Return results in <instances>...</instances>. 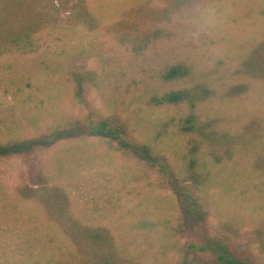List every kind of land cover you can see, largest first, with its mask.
Returning a JSON list of instances; mask_svg holds the SVG:
<instances>
[{
    "label": "rangeland",
    "instance_id": "rangeland-1",
    "mask_svg": "<svg viewBox=\"0 0 264 264\" xmlns=\"http://www.w3.org/2000/svg\"><path fill=\"white\" fill-rule=\"evenodd\" d=\"M53 1L67 11L78 0L46 5ZM85 2L97 20L95 30L63 21L46 24L39 52L0 56V142L41 138L67 126L73 131L77 120L89 117L117 116L133 141L164 156L182 182L176 190L147 162L76 133L24 157H0V264L90 260V249L65 231L69 223L38 199L19 194L44 187L62 189L73 221L108 229L118 255L135 264H216L213 253L191 248L208 238L242 260L264 264V171L255 166L264 153V81L242 72V63L264 41V0ZM209 8L216 9L218 24L206 34L200 17ZM151 27H163L171 37L136 52L134 44ZM176 64L191 67L193 79L164 82V72ZM201 81L216 92L199 107L201 117L219 119L220 130L233 135L252 122L260 126L258 139L240 147L230 163L216 165L200 155V170L212 176L202 195L189 178L190 139L175 126L190 110L151 102ZM237 86H246L245 92L229 96ZM179 193L202 197L203 224L192 222L188 199Z\"/></svg>",
    "mask_w": 264,
    "mask_h": 264
},
{
    "label": "trees",
    "instance_id": "trees-1",
    "mask_svg": "<svg viewBox=\"0 0 264 264\" xmlns=\"http://www.w3.org/2000/svg\"><path fill=\"white\" fill-rule=\"evenodd\" d=\"M49 8V9H46ZM67 14V18H61L62 13ZM67 22L70 25L83 26L90 31L98 27L97 20L87 7L85 0H78L72 4L67 11H62L53 2L46 5V0H0V56L10 54L28 55L39 52L43 39L39 35L41 29L46 24ZM116 30L109 29L108 32ZM139 42L136 40L134 50L142 51L159 40L171 37V33L163 27L153 29L151 27L143 33ZM116 38L123 44L126 42L116 34ZM242 72L254 80L264 81V41L252 51L247 59L242 63ZM193 69L185 64H176L169 67L163 74V81L166 83L189 82L193 79ZM79 81V80H78ZM80 82V81H79ZM80 94H83V87L80 82ZM246 86L235 87L228 95L235 96L244 93ZM79 93V92H78ZM216 96V92L206 82H195L186 85L178 90H172L160 96L151 98L154 106L164 107H188L189 114L175 122L177 133L180 136L188 137L187 153L189 178L198 188L200 195L205 192L207 185L211 184L212 176L206 175L200 170V155L212 158L216 165H223L232 162L240 147H245L254 143L259 135L260 126L257 122H252L245 126L243 132L233 135L224 129L220 130L221 121L217 118H203L198 113L199 107ZM168 123L167 126H169ZM75 130L65 131L54 129L41 138H31L18 141L0 142V157L6 156H27L28 154L50 148L63 136L81 134L88 137H97L114 144L118 151L124 156H133L150 169H156L172 187L178 190V182L182 179L175 177L170 169V164L164 156L156 154L151 148L148 149L142 143H136L132 139L129 127L125 121L117 116L85 118L77 120L74 124ZM258 171H264V153L259 156L256 164ZM180 174V173H179ZM19 194L24 198L38 199L44 206L51 208L60 220L66 221L70 225H65V231L90 249L91 258L85 264H135L127 261L118 255L114 238L111 232L104 227L89 228L80 225L78 221H73L69 214L68 200L66 194L59 187H44L36 191H24L19 189ZM188 199V212L193 218L194 224H203L206 220L207 211L202 197L188 196L180 194ZM197 227L199 225H190ZM191 248L201 253H213L216 264H253L236 257L222 242L208 238L207 244Z\"/></svg>",
    "mask_w": 264,
    "mask_h": 264
},
{
    "label": "clouds",
    "instance_id": "clouds-1",
    "mask_svg": "<svg viewBox=\"0 0 264 264\" xmlns=\"http://www.w3.org/2000/svg\"><path fill=\"white\" fill-rule=\"evenodd\" d=\"M200 30L206 34H210L217 27V12L214 8L207 9L200 17Z\"/></svg>",
    "mask_w": 264,
    "mask_h": 264
}]
</instances>
